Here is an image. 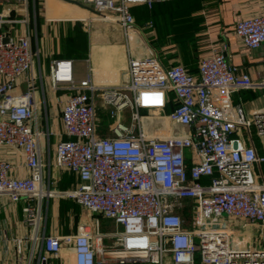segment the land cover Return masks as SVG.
<instances>
[{
  "label": "built area",
  "instance_id": "2783aa9c",
  "mask_svg": "<svg viewBox=\"0 0 264 264\" xmlns=\"http://www.w3.org/2000/svg\"><path fill=\"white\" fill-rule=\"evenodd\" d=\"M46 1L0 0V208L3 196L25 199L34 241L26 264H58L64 246L73 264H264V154L235 135L253 122L264 137V110L248 119L231 99L235 90L264 86V73L257 81L238 73L218 51L199 60L197 74L130 53L124 80L101 84L91 67L77 78L73 59L54 58L51 84L69 91L59 98L57 132L48 124L40 52L33 48ZM61 1L79 7L73 16L86 25L118 24L131 47L141 29L131 6L167 0ZM234 32L248 49L264 45V11L238 20ZM170 92L176 105L167 112ZM96 96L110 108L107 135L97 131ZM53 135L54 158L45 163L42 144ZM3 145L24 154L28 175H12ZM46 166L77 174V187L59 190L49 175L45 183ZM53 195L75 199L90 219L75 233H46L43 200ZM188 201L185 218L180 209ZM100 217L114 227L103 231ZM23 256L20 250L18 264Z\"/></svg>",
  "mask_w": 264,
  "mask_h": 264
},
{
  "label": "crops",
  "instance_id": "0c3cea01",
  "mask_svg": "<svg viewBox=\"0 0 264 264\" xmlns=\"http://www.w3.org/2000/svg\"><path fill=\"white\" fill-rule=\"evenodd\" d=\"M161 2L165 1H155L153 5ZM153 5L138 3L131 6V11L141 28L138 38H131V47L118 24L96 20L91 25H86L85 20L73 16L79 7L61 0H47L45 7H41L36 17L37 37H33V48L39 49L40 52L43 84L50 111L48 124L51 128L57 132L63 130L59 98H65L69 94L68 90L55 89L48 76L50 62L58 57L74 60L77 78L85 77L91 67L96 82L114 84L124 80L130 53L155 55L167 66L180 63L187 66L191 73L197 74L199 60L207 54L218 51L222 52L236 67L238 73H248L253 80H260L264 73V45L248 49L236 36L234 28L238 20L243 17L263 12L264 0H209L197 12L202 17L201 28L197 33L199 39L197 46L191 48L187 57L181 54L178 47L171 41L164 43L161 47L153 44L152 39L163 34V30L159 27V20L152 17ZM149 22L152 23L151 26L148 25ZM73 30H79L85 39L82 56H66L64 51V38ZM38 85L42 89L40 81ZM39 95H42L41 90ZM169 97L165 110L167 112L176 105L173 92H170ZM231 99L234 106H241L245 116L252 119L255 112L264 110V86L235 90L231 93ZM96 101L97 131L100 135H107L110 133L109 126L112 121L110 108L99 96H96ZM100 115H103V120ZM124 116L125 121L130 122L129 110ZM43 124L46 125V121ZM239 130L235 132V135L242 137L246 144L253 143L258 153L264 154V137L257 133L256 124L252 122L249 127L241 126ZM55 142L56 136L53 140L51 138L49 146L47 140L42 144V158L45 163L54 158ZM1 152L13 163L12 175L29 174L25 156L19 149L3 145ZM48 175L53 181L52 186L59 190L75 188L79 183L77 174L70 170L53 166L49 169L46 166L45 183H47ZM24 204L25 199L11 202L8 198L1 197L0 264H18L17 255L20 250L25 254L21 264L27 262V256L30 254L34 241L30 236V226L25 221ZM43 215L42 230L48 234L75 233L85 220L90 219L82 205L75 199L57 195L43 200ZM100 219L103 231L114 227L113 222L108 218L100 217ZM58 264H73L72 249L69 246L63 247Z\"/></svg>",
  "mask_w": 264,
  "mask_h": 264
},
{
  "label": "trees",
  "instance_id": "16d2710c",
  "mask_svg": "<svg viewBox=\"0 0 264 264\" xmlns=\"http://www.w3.org/2000/svg\"><path fill=\"white\" fill-rule=\"evenodd\" d=\"M209 0H168L153 5V18L159 20L163 34L152 39L156 47L168 41L178 47L181 54L187 57L193 46H197L198 31L202 17L197 13ZM85 39L79 30H73L64 38L66 56H82ZM166 65V64H165ZM187 67V66H186ZM185 218L189 217V208L180 209Z\"/></svg>",
  "mask_w": 264,
  "mask_h": 264
},
{
  "label": "rangeland",
  "instance_id": "374dc122",
  "mask_svg": "<svg viewBox=\"0 0 264 264\" xmlns=\"http://www.w3.org/2000/svg\"><path fill=\"white\" fill-rule=\"evenodd\" d=\"M45 80H46V77H45ZM47 82V81H46ZM124 115H127L128 114V110H125L124 112ZM100 117H101V119L103 120V115H100ZM52 138V140L54 139V136L53 137H51ZM262 167H263V169H264V163H263V165H262ZM203 181H207L206 179H204ZM189 202V201H188ZM185 207L186 208H191V202H189V203H185ZM109 229V228H108ZM169 257H170V254H166V261L169 259ZM199 260H200V255H199V253H197V262H199Z\"/></svg>",
  "mask_w": 264,
  "mask_h": 264
}]
</instances>
